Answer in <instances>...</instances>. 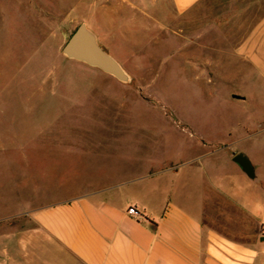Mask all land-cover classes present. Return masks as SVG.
I'll list each match as a JSON object with an SVG mask.
<instances>
[{"label": "rangeland", "instance_id": "1", "mask_svg": "<svg viewBox=\"0 0 264 264\" xmlns=\"http://www.w3.org/2000/svg\"><path fill=\"white\" fill-rule=\"evenodd\" d=\"M236 1L0 0V261L34 205L138 173H158L154 193L127 192L153 216L220 182L264 224V70L235 51L253 22ZM81 23L128 83L61 54ZM232 154L254 180L231 176Z\"/></svg>", "mask_w": 264, "mask_h": 264}, {"label": "crops", "instance_id": "2", "mask_svg": "<svg viewBox=\"0 0 264 264\" xmlns=\"http://www.w3.org/2000/svg\"><path fill=\"white\" fill-rule=\"evenodd\" d=\"M205 1L172 0V5L180 15ZM236 3L240 13L252 11L253 22L250 30L236 33L241 38L235 51L251 55L253 64L264 70V0ZM233 164L231 176L244 178ZM172 169L164 172L191 175ZM157 174L80 185V192L72 196L34 205L28 214L31 226L15 231L12 258L0 264H264V224L244 197L234 199L220 182L193 185L187 211L167 203L153 216L147 205L127 192L141 188L154 193L146 187ZM130 208L137 216L128 214Z\"/></svg>", "mask_w": 264, "mask_h": 264}, {"label": "water", "instance_id": "3", "mask_svg": "<svg viewBox=\"0 0 264 264\" xmlns=\"http://www.w3.org/2000/svg\"><path fill=\"white\" fill-rule=\"evenodd\" d=\"M61 54L70 61L82 63L88 67L100 70L120 83H128L130 78L121 65L113 59L98 43L96 36L87 28L85 23L79 24L61 47ZM233 99L244 100L239 96ZM247 178L254 180L255 173L251 162L243 155L232 157Z\"/></svg>", "mask_w": 264, "mask_h": 264}, {"label": "built area", "instance_id": "4", "mask_svg": "<svg viewBox=\"0 0 264 264\" xmlns=\"http://www.w3.org/2000/svg\"><path fill=\"white\" fill-rule=\"evenodd\" d=\"M128 214L133 215V216H137V212L135 211L134 208H130L128 210ZM261 234L264 236V225L261 227Z\"/></svg>", "mask_w": 264, "mask_h": 264}]
</instances>
